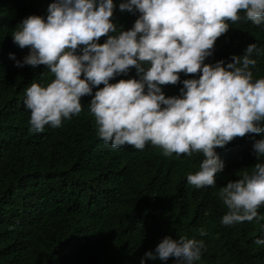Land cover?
<instances>
[{"label":"trees","instance_id":"1","mask_svg":"<svg viewBox=\"0 0 264 264\" xmlns=\"http://www.w3.org/2000/svg\"><path fill=\"white\" fill-rule=\"evenodd\" d=\"M51 2L0 0V264H141L144 253L165 236L202 240L205 250L194 264H264V245L254 243L264 238V218L222 225L227 208L218 196L229 180L264 163L252 149L264 133L216 148L224 169L214 187L197 189L187 183V175L199 170L202 154L165 156L151 143L143 150L127 144L113 148L97 135L91 96L81 97L82 112L61 127L29 130L25 89L54 77L44 65L16 66L29 49L15 44L12 33L29 15L46 18ZM121 2L113 0L111 20L127 30L139 13L121 12ZM249 43L264 49V25L229 22L205 63L227 62ZM252 58L257 61L253 79L264 78V54ZM179 76L180 81L196 78ZM129 78H138L134 68L110 82ZM182 87L180 82L161 86L166 97L179 96ZM258 215L264 217V205ZM200 228L207 234L201 236ZM144 264H174V258H145Z\"/></svg>","mask_w":264,"mask_h":264},{"label":"clouds","instance_id":"2","mask_svg":"<svg viewBox=\"0 0 264 264\" xmlns=\"http://www.w3.org/2000/svg\"><path fill=\"white\" fill-rule=\"evenodd\" d=\"M115 7L113 0H52L46 18L29 15L12 33L15 44L29 49L16 66L44 65L54 77L25 89L29 130L61 127L82 112L81 97L91 96L89 111L106 144L143 150L151 143L165 156L202 154L199 170L187 175V183L214 187L224 169L215 149L237 137L264 133V78L254 80L251 70L257 63L253 54L264 49L249 43L227 62L205 59L229 22L264 25V0H123L121 12L139 13L127 30L112 22ZM101 37H106L103 43ZM132 68L138 78L110 82ZM180 73L196 78L180 81ZM178 82L183 84L180 95L166 97L161 86ZM252 149L256 157L264 156V136L254 140ZM218 196L227 208L222 225L264 218L258 215L264 205V163L229 180ZM198 232L207 234L204 228ZM254 243L264 245V238ZM204 250L202 240L165 236L144 253L141 264L145 258L194 264Z\"/></svg>","mask_w":264,"mask_h":264}]
</instances>
